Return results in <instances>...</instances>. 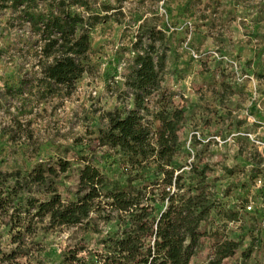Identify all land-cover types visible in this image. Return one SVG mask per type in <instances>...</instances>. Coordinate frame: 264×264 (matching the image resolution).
Here are the masks:
<instances>
[{
  "label": "trees",
  "instance_id": "trees-1",
  "mask_svg": "<svg viewBox=\"0 0 264 264\" xmlns=\"http://www.w3.org/2000/svg\"><path fill=\"white\" fill-rule=\"evenodd\" d=\"M124 1L0 0V13L8 11L5 23L15 36L0 56L9 54L20 73L3 94L32 98L36 105L72 95L90 70L96 26L121 23ZM168 53L166 34L144 17L123 68L125 92L117 93L129 94L132 106L99 116L94 139L100 158L122 167L123 184L82 158L76 186L62 199L57 181L71 166L64 158L37 162L27 171L0 170V223L11 245H0V264H31L41 250L39 232L96 230L99 221H115L117 231L93 248L64 250L61 264H231L237 254L242 261L250 257L251 247L243 248L242 238L227 229L240 220L239 213L217 191L211 168L175 164L185 107L163 87ZM15 123L9 139L30 141L29 126ZM257 177L258 190H264V174Z\"/></svg>",
  "mask_w": 264,
  "mask_h": 264
},
{
  "label": "rangeland",
  "instance_id": "rangeland-1",
  "mask_svg": "<svg viewBox=\"0 0 264 264\" xmlns=\"http://www.w3.org/2000/svg\"><path fill=\"white\" fill-rule=\"evenodd\" d=\"M122 5L121 23L110 21L96 26L90 70L76 82L69 97H53L36 105L32 98L5 96L4 86L15 84L20 73L10 55L2 53L0 170L27 171L37 162L64 158L71 166L57 181L62 199H69L68 188L76 186L82 158L108 178L124 183L122 167L100 158L102 149L94 137L103 111L132 106L129 94L117 97V93L125 92L123 68L136 27L146 17L164 31L169 44L163 87L174 92L175 103L185 107L175 164L209 166L224 202L238 211L240 220L228 223L227 229L242 238L243 248L250 246L252 251L246 260L237 254L229 262L264 264V190L255 185L257 174H264V146L242 135H231L251 132L264 140V0H125ZM8 16V11L0 13V48L11 46L15 39L5 23ZM213 52L234 60L236 69L230 68L225 59L213 57ZM244 74L257 87L255 100L249 96L250 79L239 80ZM257 102H261L260 108ZM16 120L32 130L30 141L9 139L8 132L16 128ZM195 130L199 138L190 135ZM210 135L224 141H206ZM249 202L250 210L245 207ZM116 231L115 221H99L96 230L76 226L39 232L41 250L31 256L30 262L61 264L64 250L93 248L100 238ZM9 238L7 227L0 223V245L4 249L11 247Z\"/></svg>",
  "mask_w": 264,
  "mask_h": 264
},
{
  "label": "built area",
  "instance_id": "built-area-1",
  "mask_svg": "<svg viewBox=\"0 0 264 264\" xmlns=\"http://www.w3.org/2000/svg\"><path fill=\"white\" fill-rule=\"evenodd\" d=\"M193 56L197 57L198 55L193 52ZM213 57L225 59L227 61V63H228L230 68L236 69V62L234 60L228 59L226 56H219V54L217 52H213ZM244 78L250 79V82L253 81V80H251L252 78L249 75H247V74H244L241 77H239V80L242 81V80H244ZM249 85H250L249 96H250L251 100H255L258 97L257 87H256L254 82H251ZM256 107L260 108V103L259 102H257ZM190 135H196V137L199 138L200 134H199V131L195 130V131H192ZM231 135L232 136L242 135L244 137H247L255 145L264 146V140H260L259 138H257L255 133H251V132H236V133H232ZM213 139L218 144H221L224 141V140H222L220 138V136H217V135L207 136L206 141L213 140ZM255 185L257 187H260L262 185V178L261 177H257V179L255 181ZM251 207L252 206L249 204L248 206H246V209L250 210Z\"/></svg>",
  "mask_w": 264,
  "mask_h": 264
}]
</instances>
